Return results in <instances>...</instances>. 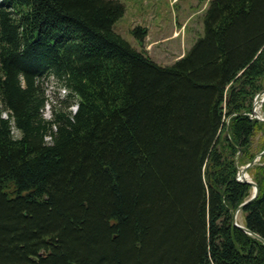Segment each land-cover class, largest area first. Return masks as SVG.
<instances>
[{
  "label": "trees",
  "instance_id": "16d2710c",
  "mask_svg": "<svg viewBox=\"0 0 264 264\" xmlns=\"http://www.w3.org/2000/svg\"><path fill=\"white\" fill-rule=\"evenodd\" d=\"M124 12L0 1V264H264L232 224L264 131V0H210L169 66L114 31ZM50 78L64 94L45 119ZM248 174L243 225L264 239V155Z\"/></svg>",
  "mask_w": 264,
  "mask_h": 264
},
{
  "label": "rangeland",
  "instance_id": "374dc122",
  "mask_svg": "<svg viewBox=\"0 0 264 264\" xmlns=\"http://www.w3.org/2000/svg\"><path fill=\"white\" fill-rule=\"evenodd\" d=\"M117 1L124 5L125 12L123 17L115 23L114 31L134 49L139 52L144 51L159 65H172L204 34L203 15L210 0L206 2L198 0ZM137 27L146 28L148 31V36L142 45L131 33ZM171 36L174 38L169 39ZM45 89L49 103L44 109L43 116L45 119H50L53 100L56 97H62L64 92L53 78L46 81ZM261 106L262 104L257 107V111L264 117ZM71 111L74 110L71 108ZM14 135H17L15 131ZM261 148H264V131L256 133L253 138L252 152L255 156L260 153ZM247 178L251 180L248 171ZM237 221L243 224L241 213Z\"/></svg>",
  "mask_w": 264,
  "mask_h": 264
},
{
  "label": "water",
  "instance_id": "95a60500",
  "mask_svg": "<svg viewBox=\"0 0 264 264\" xmlns=\"http://www.w3.org/2000/svg\"><path fill=\"white\" fill-rule=\"evenodd\" d=\"M263 101H264V90L260 91L255 96V98L253 100L251 117L264 123V117H262L260 115V113L257 111V107L260 106L263 103ZM262 155H264V150L262 152H260L259 154H257L255 156V158L249 164H247L243 168H239L238 180H240L241 182H245V183L249 184L253 188V192H252V196L248 200L243 202L241 205H239L238 208L234 211L233 217H232V224L235 227H237L240 230H242L243 232H245V233L253 236L254 238L258 239L259 241H261L264 244V239H262L261 237H259L256 234H254L253 232L248 230L243 224H240L237 221V217L243 211V209L249 203H251L255 198H257V196L259 195V187H258V185L255 182H253L251 180H248L247 171H248L249 168H251L252 166L256 165L257 161L259 160V158H261Z\"/></svg>",
  "mask_w": 264,
  "mask_h": 264
},
{
  "label": "crops",
  "instance_id": "0c3cea01",
  "mask_svg": "<svg viewBox=\"0 0 264 264\" xmlns=\"http://www.w3.org/2000/svg\"><path fill=\"white\" fill-rule=\"evenodd\" d=\"M172 38H174V37H172V36H171V37H169V39H172ZM157 43H158V42H157ZM157 43H156V44H157Z\"/></svg>",
  "mask_w": 264,
  "mask_h": 264
},
{
  "label": "bare ground",
  "instance_id": "6f19581e",
  "mask_svg": "<svg viewBox=\"0 0 264 264\" xmlns=\"http://www.w3.org/2000/svg\"><path fill=\"white\" fill-rule=\"evenodd\" d=\"M263 156V155H262Z\"/></svg>",
  "mask_w": 264,
  "mask_h": 264
}]
</instances>
